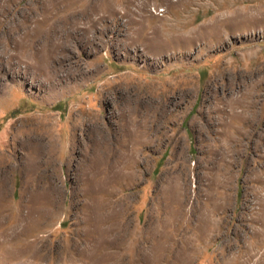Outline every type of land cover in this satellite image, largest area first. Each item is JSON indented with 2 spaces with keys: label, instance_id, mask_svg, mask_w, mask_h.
<instances>
[{
  "label": "rangeland",
  "instance_id": "374dc122",
  "mask_svg": "<svg viewBox=\"0 0 264 264\" xmlns=\"http://www.w3.org/2000/svg\"><path fill=\"white\" fill-rule=\"evenodd\" d=\"M0 264H264V0H0Z\"/></svg>",
  "mask_w": 264,
  "mask_h": 264
}]
</instances>
